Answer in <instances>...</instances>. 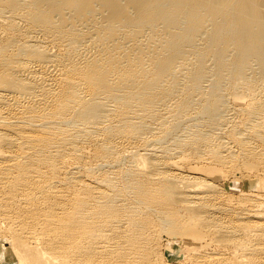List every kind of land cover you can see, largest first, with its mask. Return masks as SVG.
<instances>
[{
	"label": "bare ground",
	"instance_id": "bare-ground-1",
	"mask_svg": "<svg viewBox=\"0 0 264 264\" xmlns=\"http://www.w3.org/2000/svg\"><path fill=\"white\" fill-rule=\"evenodd\" d=\"M207 59L199 113L228 81L241 121L198 134L196 154L144 152L189 112ZM177 64L184 95L161 107ZM147 118L164 127L137 133ZM126 152L128 170L98 168ZM242 160L261 190L235 208L203 171ZM155 216L187 263L156 251ZM0 240L16 264H264V0H0Z\"/></svg>",
	"mask_w": 264,
	"mask_h": 264
},
{
	"label": "rangeland",
	"instance_id": "rangeland-1",
	"mask_svg": "<svg viewBox=\"0 0 264 264\" xmlns=\"http://www.w3.org/2000/svg\"><path fill=\"white\" fill-rule=\"evenodd\" d=\"M204 34L205 32L202 31L201 35L204 36ZM198 38L199 37H197L196 39L197 43L201 41V39H198ZM77 46L81 50L84 46V43L79 42L77 43ZM48 47L50 51L57 53V54H63V52L66 51L65 43H60L58 45L51 44ZM188 56H192V54ZM228 56H230V54ZM249 64L250 66L246 70V77L248 79H254L255 72H256L254 61H250ZM181 69L182 68L180 67L179 64L175 65L173 69V74L176 77L174 92L171 93L169 96H167L168 98L166 97L167 99H165V103H162L161 107L170 106L171 104H173L177 96L180 97L182 94L184 95V93L180 91V88L182 86V83L186 81V77L184 75V69L182 70ZM212 69H213L212 61L210 59H207L205 63L204 76L201 82V89L193 92L191 96V104H190L189 112L186 114L180 115L176 119L171 118V119L166 120L165 121V127H167L166 132H164V134L160 137V139L151 140L150 144L147 146L148 150L142 149L144 150V152L152 151V150L154 151V149H160L161 147L166 146V147L176 148L177 151H181V152L189 151V152H192V154H196L198 153L197 150H195L193 146H190V145L196 142L198 138V134H200L201 136L204 135V136L210 137L212 139V142L214 143L218 142L219 140L226 139L225 133H224L225 130L228 127L232 126V122H236L235 121L236 119L239 118L240 120V117H242L243 115L240 109V105L237 103L234 96H232L231 93H229L228 81L223 82V85L218 91V95L216 96V104H215L212 115L208 116V115H202L201 113H199L201 93L204 91V89H206L212 83L213 78H214ZM245 98L246 100H249L250 96L247 95ZM108 107H111V106H108ZM163 111H165V109H163ZM162 127H164V125L158 126V124L155 123L154 119L147 118L143 122L138 123V128L136 131L137 133L144 135V134H149L150 128H151L156 131L153 133H157V132L159 133ZM79 139H80L79 141L84 142V144L86 145L87 151L89 152L91 151L93 153V151L97 150L98 147L94 143L83 141L84 140L83 137H79ZM131 155L132 154H130V152H126L125 154L119 155V160L117 162L104 161L103 163L98 165V168L102 171H108L120 165L122 166V169L128 170L127 168L129 167V164H130ZM242 162L243 160L241 161L240 164L236 165L237 167L235 166L236 167L235 170L233 169L234 168L233 167L232 171L230 170V167L226 168L225 165L224 166L222 165L223 167L220 166L222 167V169H219L220 168L219 166H218L219 168L216 167L214 169L210 167L209 168L204 167L205 171H203L205 172L204 173L205 177L206 175L209 177V178L206 177L208 180H211L213 183L216 182L215 184L217 183L218 185L220 184V186L218 185L217 186L219 188L221 187V189L223 188L222 192L224 191L226 193L225 190L228 191L231 197H229L230 195L228 193L225 194L223 192L225 195V198L227 199V202H230L229 200H232L231 203L234 202L235 204L233 203L231 205L232 206L234 205L235 208L240 206V202L238 203V201H241V198L243 200V197L245 194L251 191L261 190V188L257 186L256 177L254 176V178L250 179L248 177L249 175H247L246 173V172L249 173L250 171H252L251 169L253 167L248 165L250 166V169L247 170L248 166L246 165V163H244L247 166L245 167L246 169H244V167L242 168V166H244ZM196 163H199V162L196 160L193 161V164H196ZM228 168H229V171H228ZM240 168H241V171H239ZM254 169L256 170L257 168H253V170ZM225 171H227L226 173L230 172L228 174L229 177L227 174H222V173H225ZM253 172L255 173V171H252V173ZM243 190L245 191L243 192ZM232 195L236 197L234 198V201H233ZM229 198H232V199H229ZM154 225L156 227V233L154 235H151V241H153L157 245L158 250H156L157 248L155 250L156 251L160 250L159 252H162L161 257H162V254L163 255L165 254L164 259L167 258L168 259V260L166 259L167 261L173 260L172 262H175V263H182L183 261H186L183 263H187L186 258H187L188 251L184 244L183 234L176 233V232L174 233L170 231L166 232V230L163 229V224L161 223V221H158V216H155ZM5 244L7 247L8 246L10 247L9 243L5 242ZM6 246H4L2 243V240H0V249H3L0 251L1 254H3L0 257V264H16L14 262L16 261L14 257L15 255L14 252L11 249H8L7 252L4 251L6 249Z\"/></svg>",
	"mask_w": 264,
	"mask_h": 264
}]
</instances>
